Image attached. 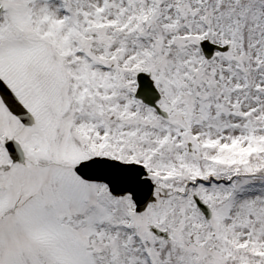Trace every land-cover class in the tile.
<instances>
[{"label":"snow or ice","instance_id":"obj_1","mask_svg":"<svg viewBox=\"0 0 264 264\" xmlns=\"http://www.w3.org/2000/svg\"><path fill=\"white\" fill-rule=\"evenodd\" d=\"M0 264H264V0H0Z\"/></svg>","mask_w":264,"mask_h":264}]
</instances>
